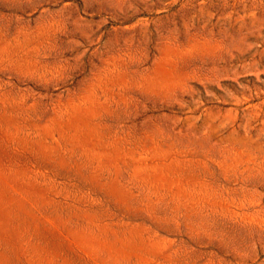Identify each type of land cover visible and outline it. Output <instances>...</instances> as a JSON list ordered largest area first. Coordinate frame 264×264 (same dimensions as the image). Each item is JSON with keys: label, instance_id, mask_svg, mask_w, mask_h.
I'll list each match as a JSON object with an SVG mask.
<instances>
[{"label": "rangeland", "instance_id": "rangeland-1", "mask_svg": "<svg viewBox=\"0 0 264 264\" xmlns=\"http://www.w3.org/2000/svg\"><path fill=\"white\" fill-rule=\"evenodd\" d=\"M0 264H264V0H0Z\"/></svg>", "mask_w": 264, "mask_h": 264}]
</instances>
